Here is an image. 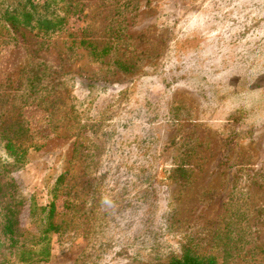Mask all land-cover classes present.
I'll return each mask as SVG.
<instances>
[{"label": "rangeland", "instance_id": "rangeland-1", "mask_svg": "<svg viewBox=\"0 0 264 264\" xmlns=\"http://www.w3.org/2000/svg\"><path fill=\"white\" fill-rule=\"evenodd\" d=\"M56 10L67 21L54 34L0 33V94L25 88L39 63L50 76L24 107L33 141L10 174L31 264L214 253V230L236 213L248 228L239 263L264 264V0H72ZM9 100L0 119L17 111ZM52 202L56 229L44 234L36 208ZM13 251L1 236L0 264Z\"/></svg>", "mask_w": 264, "mask_h": 264}, {"label": "trees", "instance_id": "trees-1", "mask_svg": "<svg viewBox=\"0 0 264 264\" xmlns=\"http://www.w3.org/2000/svg\"><path fill=\"white\" fill-rule=\"evenodd\" d=\"M71 1L46 0L44 4H41L37 0H0V33L1 31L15 33L29 30L37 31L39 34H54L64 28L67 18L61 16L57 10L50 13L52 4L70 6ZM94 51L92 56L97 59L109 55L108 50H103L102 53ZM47 69L45 63H39L32 73L28 74V84L25 88L19 86L13 89L11 91L13 95L0 94V102L3 105L10 101V96L17 102H14V105L17 104L14 117L8 119L3 115L0 119V151H4L8 157L7 162H0V235L9 247L16 249V252L12 253H16L15 258H17L11 262L7 259L8 264H31L34 261L32 238L20 226L19 220L25 206L24 199L10 174L12 169L23 168L26 162V156L30 150V145H27L33 141V136L23 110L25 105H28V101L40 94L48 84L46 82L50 76ZM5 88L4 84H0V89ZM34 100L36 101L37 98ZM36 210H40L42 214L40 221L48 226L43 233L53 232L56 229L53 223L56 212L54 202ZM239 218L241 215L232 214L229 220L225 221V227L214 230L215 254L210 251L198 254L192 248L185 247L181 256L172 258L167 264H240L238 260L243 256L239 253L238 258L236 254L238 251H244L245 243H247L244 233L248 232V228L243 226L247 218L240 221ZM40 255L47 258L50 255L49 248L45 246ZM220 255L222 259L226 256V260L222 263H220ZM250 262L252 264V261L246 263L250 264Z\"/></svg>", "mask_w": 264, "mask_h": 264}]
</instances>
